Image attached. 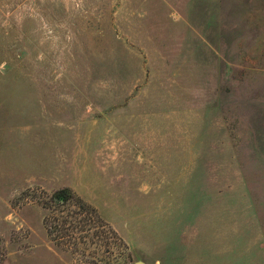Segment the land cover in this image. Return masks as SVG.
<instances>
[{
    "label": "rangeland",
    "instance_id": "1",
    "mask_svg": "<svg viewBox=\"0 0 264 264\" xmlns=\"http://www.w3.org/2000/svg\"><path fill=\"white\" fill-rule=\"evenodd\" d=\"M136 262L264 264V0H0V264Z\"/></svg>",
    "mask_w": 264,
    "mask_h": 264
},
{
    "label": "trees",
    "instance_id": "2",
    "mask_svg": "<svg viewBox=\"0 0 264 264\" xmlns=\"http://www.w3.org/2000/svg\"><path fill=\"white\" fill-rule=\"evenodd\" d=\"M65 193H66V191L59 192V193L55 194L54 196L55 197L57 196V198H52V201L55 204H58V205H61V202H64L65 203L70 198V197H66V196H64V197L61 196V194H64L65 195ZM66 195H67V193H66Z\"/></svg>",
    "mask_w": 264,
    "mask_h": 264
},
{
    "label": "water",
    "instance_id": "3",
    "mask_svg": "<svg viewBox=\"0 0 264 264\" xmlns=\"http://www.w3.org/2000/svg\"><path fill=\"white\" fill-rule=\"evenodd\" d=\"M135 264H145V263H143V262H136Z\"/></svg>",
    "mask_w": 264,
    "mask_h": 264
}]
</instances>
